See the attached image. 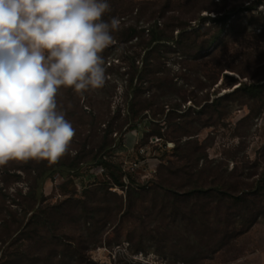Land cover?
<instances>
[{"label":"rangeland","instance_id":"obj_1","mask_svg":"<svg viewBox=\"0 0 264 264\" xmlns=\"http://www.w3.org/2000/svg\"><path fill=\"white\" fill-rule=\"evenodd\" d=\"M129 1L133 8L128 15L106 12L103 17L121 21L119 31L113 34L115 42L102 53L105 86L83 96L71 89L62 90L58 103L67 119L79 99L83 109L120 124L133 96L126 87L131 77L130 59L141 51L136 37L124 40V28L128 24L147 27L158 18L166 34H172L177 41L164 47L167 60L162 72L156 74L171 77L173 83L165 81L162 89L145 85L139 99L148 101V109L135 119L136 128L126 131V125L118 134H112L121 143L109 152L110 158L121 164L124 172H130L146 193L133 196L129 206L125 188L98 190L108 178L102 166L85 164L80 175L56 173L44 183L46 199L40 205H60L59 212L37 233L31 231L33 240L19 239V232L9 238L0 228V264H34V259L51 254L54 248L65 256L57 254L48 264H264V197L235 202L209 195L175 202L156 184L161 177L183 189L181 185L196 178L200 169V178L205 181L242 182L244 186L263 177L261 103L235 96L216 107L206 104L232 92L242 81H251L253 75L264 76V13L263 17L258 14L264 4L260 2L252 11L242 10L233 23L228 20L226 27L232 25L230 36L221 38L220 46L211 53L214 46H206L222 22L199 20V16L216 17L253 0ZM215 3L220 13L203 8ZM192 44L197 50L205 49L182 55ZM144 54L137 58L140 65ZM139 82L136 76L134 83ZM177 104L179 109L173 107ZM191 108L197 113L190 112ZM106 124H101L99 132ZM73 127L75 137L78 130L88 133L91 128ZM75 137L71 148L76 146ZM188 139L192 140L189 144ZM202 152H207L208 162L196 160ZM171 163L174 167L167 169ZM24 165L9 163L0 168V225L8 220L13 230L23 212L13 199L21 200L28 189ZM4 171L8 183L2 181ZM16 174L22 177L16 178ZM122 180L129 183L126 174Z\"/></svg>","mask_w":264,"mask_h":264},{"label":"clouds","instance_id":"obj_2","mask_svg":"<svg viewBox=\"0 0 264 264\" xmlns=\"http://www.w3.org/2000/svg\"><path fill=\"white\" fill-rule=\"evenodd\" d=\"M108 0H0V168L69 154L75 128L58 97L105 86L115 42Z\"/></svg>","mask_w":264,"mask_h":264},{"label":"trees","instance_id":"obj_3","mask_svg":"<svg viewBox=\"0 0 264 264\" xmlns=\"http://www.w3.org/2000/svg\"><path fill=\"white\" fill-rule=\"evenodd\" d=\"M260 2L264 4V0H253L248 5H245L242 2L232 10L225 11L223 14H218L216 17L199 16V20L213 19L214 21L222 22V26L217 28L215 34L211 38L210 43L206 46V49L210 46H214L213 49L209 51L212 53L213 50L220 46L221 38L230 36L232 25L229 24L226 27L228 20L233 23L235 18L240 15L242 10L252 11L257 9V6ZM108 3L110 4V11L108 12H112L113 16L117 15L124 17L128 15L133 8L129 0L128 2L126 0H108ZM216 4L217 3H215L213 7L204 6L203 8L207 9L208 11H216L217 13H220L221 11L215 7ZM263 13L264 10H258L259 16L263 17ZM260 32H263V30H260ZM181 35L186 36L187 34L182 32ZM123 36L125 41L133 40V38L136 37L137 40H139L138 46L141 49L140 52L134 56H131L130 59L129 73L131 77L128 79V84L126 87L128 94L133 96L126 104V115L120 119V124L118 123L115 125L114 122H111L108 119L109 117H105V115H95L91 110L87 111L83 109L82 105L79 103V99L76 101L75 107L77 108L75 111H72L69 114V121H71L75 127L84 128L88 125L91 128H88V133H85V131L81 129L78 130V133L75 137L76 146L69 149V154L65 155L57 162L29 160L25 163V180L27 182L28 189L21 200L13 199V203L21 207L23 211L22 218L20 219V222H18L17 228L14 230L11 229L8 220L0 225L1 230L5 231L9 238L16 232H19L16 236L19 239L28 241L33 240L34 236L31 233H37L40 226L48 225L50 219H52V217L57 212H59L60 205H48L46 207L40 205V203L44 202L46 199L43 188L44 183L56 173H59L62 176L66 174L80 175L82 166L85 164L102 166L105 171H107L108 178L105 180V182L101 183V187H99L98 190L108 189L111 186L125 188L127 205L132 201L133 196H142L144 193H146L145 188L132 178V174H130V172H124L122 165L114 162V160L110 158L109 152L112 147L118 143H121L116 142V137H113L112 134L114 132H117L118 134L119 131L126 125H128L126 131L136 128L137 122L135 119L140 118L142 115L141 111L148 109L149 105L147 100L139 99L140 93L146 88L145 85L151 84L152 87L156 89H162L166 82L173 83V79L171 77H163L162 74L160 75L156 73L162 72V66L165 65V61L167 60L164 55V47L175 44V41L177 40L172 34H166L164 26H162L158 18H154L153 23L147 27H138V25L135 24L126 25L123 31ZM195 46L196 45L193 44L189 45L188 49L182 52V55H191L193 53L192 51H195V49L197 50V46ZM203 49L205 48L199 47L197 51ZM143 52H145V54L141 59L142 65H140L136 61ZM152 66H155L153 71L154 74L151 70ZM136 76L140 80L138 84L134 83ZM227 77L233 78L230 75H227ZM217 80L218 77L214 83L217 82ZM250 80L251 81H242L240 85H238L232 92H229L224 96L217 97L212 103H207L206 106L216 107L218 104H221V102L229 101L235 96H244L255 102L261 103V107H264V76L256 77V75H253ZM173 107L179 109V104ZM250 109V113L252 114L254 112V107L251 106ZM189 110L190 112H196L192 108ZM74 116H77V118H73ZM104 123H107L106 126L101 128L99 132L101 124ZM191 142V139L186 140L187 144ZM196 160L208 162L207 152H202V154L200 153L197 155ZM202 166H204V162ZM173 167L174 165L171 163L167 166V169ZM6 172L7 171H4L5 177L2 178V181H7L6 183H8V176H6ZM202 172V169H200L199 175H196V178L193 177L192 179L183 183L181 185L183 189L177 188L172 182L167 183L166 180H163L161 177L158 178L159 180L156 182V184L165 192L170 193L172 195V199H174L175 202L179 201L181 198L185 199L189 197H195L200 199L209 195L216 196L217 199L222 201L226 198H232L235 202H244L249 197H264V174L262 178L254 180L248 186H244L242 182L241 184H231L230 182H226L224 180L216 181L213 179L211 181H205L200 178ZM124 174L128 176L129 183H125L122 180V176ZM15 176L16 178L22 177L21 174H16ZM136 185H139V187L143 188H137ZM38 204L39 207L36 208ZM30 212H32L30 219L26 222L23 230L19 231ZM13 220L17 221V218H13ZM252 223L253 222H251L250 225ZM57 254L62 257L64 253L63 251L61 252L60 250H56L54 248L52 249L51 254H46L45 256L41 255L32 261L34 264H37V260L40 259L45 262L44 264H48L52 262ZM63 256H65V254ZM30 261L31 260L29 259V262Z\"/></svg>","mask_w":264,"mask_h":264}]
</instances>
